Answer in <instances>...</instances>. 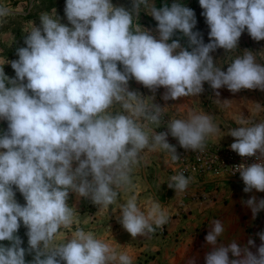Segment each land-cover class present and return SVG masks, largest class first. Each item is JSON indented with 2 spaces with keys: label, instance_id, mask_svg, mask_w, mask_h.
I'll list each match as a JSON object with an SVG mask.
<instances>
[{
  "label": "clouds",
  "instance_id": "obj_1",
  "mask_svg": "<svg viewBox=\"0 0 264 264\" xmlns=\"http://www.w3.org/2000/svg\"><path fill=\"white\" fill-rule=\"evenodd\" d=\"M148 5L149 0H132L128 10L111 0H66L64 13L71 27L56 15L41 14V26L32 25L23 38L26 47L18 48V59L9 62L15 77L0 67V121L7 122L0 134V241L10 242L0 244V264H26V254L33 256L30 264H111L117 258L119 264H131L128 255L117 257L107 243L82 229L66 242L54 243L59 229L74 222L69 192L106 209L116 203V189L131 186L133 168L145 149L166 151L175 162L180 158L166 140L169 134L183 149L202 152L206 140L220 129L213 116L192 113L171 120L167 132L150 137L141 120L159 125L162 108L152 103L149 107L129 91V79L153 92L163 86L164 100L197 96L204 82L233 93L264 91V65L251 51L235 57L226 72L214 66L210 56L218 48L234 51L245 29L253 40H264V0H199L210 29L208 43L192 31L193 10L178 3L160 9L151 5L159 40L139 25L133 29V16ZM9 15L0 5V20ZM177 30L188 38L191 51L178 40L167 43ZM116 105L123 111L113 114ZM237 124L239 128L228 132L235 138L230 148L260 161L236 168L243 191L264 192V122L249 126L241 115ZM189 183L190 178L178 173L168 187L182 193ZM16 190L25 205L15 200ZM246 205L255 217L264 210V199L257 202L253 196ZM119 209V222L132 238L152 233L168 220L158 203L146 215L135 197ZM21 223L27 228V249L16 235ZM224 231L220 220L212 222L205 240L213 247L205 264H264V243L258 255L235 241L218 246ZM258 235L264 242V232ZM229 253L241 258L230 261Z\"/></svg>",
  "mask_w": 264,
  "mask_h": 264
},
{
  "label": "crops",
  "instance_id": "obj_2",
  "mask_svg": "<svg viewBox=\"0 0 264 264\" xmlns=\"http://www.w3.org/2000/svg\"><path fill=\"white\" fill-rule=\"evenodd\" d=\"M141 85L134 78L129 79L128 90L144 98L145 92L142 93ZM190 114L188 112L182 115L183 118H179L187 119ZM209 139L221 142L227 141L228 137L216 134ZM141 157L140 163L133 168L131 186L127 190L116 189L118 192L116 203L109 205L106 209L95 205V220L90 229L95 232L99 240L109 245L117 257L124 253L133 254V258L139 257L137 261L142 264H189V260H192L194 264H205V257L213 247L206 242L205 237L211 230L214 220H220L225 229L217 240L218 246L221 244L228 246L235 241L241 249L247 248L258 255V248L264 243L258 235L264 232V210L253 217L251 208L246 205L248 199L244 196L243 185L238 187L240 190L225 189V187L223 189L221 183H242L240 176L204 178L203 189L206 192L215 191L218 195L217 200L214 202L191 201L183 197V192L176 193L174 189L168 187V164L161 152L145 149ZM76 166L77 163L73 162V168ZM236 191L243 198L246 197L245 200L242 202L235 200L233 197ZM132 197H135L137 206L146 215L153 204L158 203L168 217L167 223L156 228L152 233L132 238L119 222L121 216L119 205L126 204ZM254 197L257 202L264 199L261 194ZM79 199L87 203L86 209H90L88 206L93 204L90 199L84 197ZM81 212L78 215L83 220L84 215ZM250 239L254 242L253 245L248 244ZM240 258L233 257L229 253L230 261Z\"/></svg>",
  "mask_w": 264,
  "mask_h": 264
},
{
  "label": "rangeland",
  "instance_id": "obj_3",
  "mask_svg": "<svg viewBox=\"0 0 264 264\" xmlns=\"http://www.w3.org/2000/svg\"><path fill=\"white\" fill-rule=\"evenodd\" d=\"M114 6H123L125 9L131 10L132 0H111ZM173 3H178L181 6L187 7L193 10L196 25L192 29L193 32H199L200 37L204 43L209 42L208 33L210 31L206 24V19L202 15L204 11L200 5L199 0H161L163 6L171 7ZM66 0H0V5L6 6L10 15L0 20V67H3V71L9 78L15 77V72L11 68L10 61L17 60L18 55L16 50L20 47H26L24 44V36L31 31L32 25L36 27L41 26L40 16L41 14H48L50 17L55 18V15L59 18V22L65 26L71 27L64 13ZM154 6L159 9L157 0H149L148 7L141 6V11L136 17L133 16V29L136 26H140L141 30H146L157 40H159V33L157 31V21L150 15V7ZM175 38L179 41L181 47L188 51L191 48L188 45V38L185 37L179 30L175 31ZM167 43H170L167 41ZM245 50L251 51L256 55V62L264 65V40L255 41L247 33V30L241 34L236 49L232 52H227L223 48H218L214 52L210 53L213 59L214 66L219 67L221 71L227 70L231 61L235 57L242 56ZM177 52L179 49L176 50ZM118 69L122 70V66L118 63ZM142 93L145 92V103L150 106L151 103L162 105L171 114H174L178 119L183 114L188 112L198 114H209L213 116V122L219 127L220 132L217 135L222 137L229 136L228 132L233 129H237L240 125L237 124V120L242 115L243 118L248 119L249 126L252 123L264 122V91L260 89H241L238 92H231L226 87L220 89H212L208 82L203 83V91L197 96L180 97L175 100H164L163 96L166 89L161 86L154 92L144 86H140ZM219 93L217 96L216 93ZM113 114L116 111H123L119 105L114 106L112 109ZM127 114V113H126ZM183 118V117H182ZM144 120H141L143 124ZM7 130V122L0 121V134H3ZM161 154L163 153L158 149ZM223 189H236L243 185L242 183L233 184L230 182H221ZM220 188V187H219ZM15 190V188H14ZM220 190V189H219ZM244 196L248 197L257 196L261 194L264 196V192H257L253 189L251 192H244ZM235 200L243 201L245 198L236 191V195L233 197ZM15 200L21 205H25L21 193L18 190L15 191ZM67 204L73 209L75 216L73 224L68 228L61 227L57 233L54 243L60 244L66 242L73 237L74 232L77 229H82L85 232H92L96 237L90 226L93 225L95 220L96 208L94 204H90L87 208V203L81 201L79 196L73 192H69ZM83 208V211L81 212ZM84 215L83 220L80 219V215ZM27 228L21 223L16 235L22 240L21 247L28 248V237L26 235ZM98 239V238H97ZM0 244L9 246V241H0ZM135 250V249H133ZM131 259V264H142L137 261L139 257L133 258V254L124 253ZM33 256L26 254V264H30ZM111 264H119V260L111 262Z\"/></svg>",
  "mask_w": 264,
  "mask_h": 264
},
{
  "label": "built area",
  "instance_id": "obj_4",
  "mask_svg": "<svg viewBox=\"0 0 264 264\" xmlns=\"http://www.w3.org/2000/svg\"><path fill=\"white\" fill-rule=\"evenodd\" d=\"M160 106L161 117L160 124L154 125L144 121L145 130L149 132L151 137L154 133L167 132V124L173 120L178 119L174 114L167 111L162 105L152 103ZM151 106V105H150ZM149 106V107H150ZM227 141L206 140V148L204 151H191L183 149L178 140L170 134L166 137L170 145L175 146L176 154L179 156L178 161H171V156L166 151H162L167 164L168 179L178 173H183L186 178H190V183L187 189L183 192L184 198H189L191 201L199 202H214L217 200V193L206 192L202 187V181L206 177L220 178V177H237L240 176L236 168L240 165L250 166L253 163H258L255 156L241 157L230 148V145L235 142V138L230 135L227 136ZM259 155V153H257Z\"/></svg>",
  "mask_w": 264,
  "mask_h": 264
},
{
  "label": "trees",
  "instance_id": "obj_5",
  "mask_svg": "<svg viewBox=\"0 0 264 264\" xmlns=\"http://www.w3.org/2000/svg\"><path fill=\"white\" fill-rule=\"evenodd\" d=\"M157 3H158V7H159V9H160L161 7H164V6L161 4V0H157ZM173 40H177V39L175 38V33L173 34V36L171 37V39L169 40V42L171 43Z\"/></svg>",
  "mask_w": 264,
  "mask_h": 264
}]
</instances>
